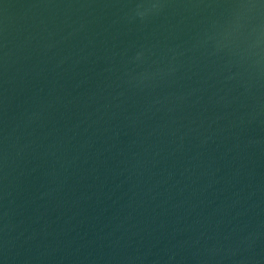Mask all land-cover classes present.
<instances>
[{
	"label": "water",
	"instance_id": "obj_1",
	"mask_svg": "<svg viewBox=\"0 0 264 264\" xmlns=\"http://www.w3.org/2000/svg\"><path fill=\"white\" fill-rule=\"evenodd\" d=\"M228 8L0 0V264H264V73Z\"/></svg>",
	"mask_w": 264,
	"mask_h": 264
},
{
	"label": "clouds",
	"instance_id": "obj_2",
	"mask_svg": "<svg viewBox=\"0 0 264 264\" xmlns=\"http://www.w3.org/2000/svg\"><path fill=\"white\" fill-rule=\"evenodd\" d=\"M227 3L231 50L249 68L264 73V10L259 7L260 0H227ZM244 5L257 6V11L241 24L233 20V15Z\"/></svg>",
	"mask_w": 264,
	"mask_h": 264
}]
</instances>
